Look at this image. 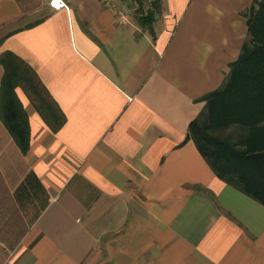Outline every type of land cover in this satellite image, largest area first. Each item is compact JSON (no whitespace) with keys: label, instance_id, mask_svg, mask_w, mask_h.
<instances>
[{"label":"crops","instance_id":"0c3cea01","mask_svg":"<svg viewBox=\"0 0 264 264\" xmlns=\"http://www.w3.org/2000/svg\"><path fill=\"white\" fill-rule=\"evenodd\" d=\"M64 1L0 0V59L43 85L16 87L22 143L0 63V264H264V204L188 137L259 0H160L153 32L134 0Z\"/></svg>","mask_w":264,"mask_h":264},{"label":"trees","instance_id":"16d2710c","mask_svg":"<svg viewBox=\"0 0 264 264\" xmlns=\"http://www.w3.org/2000/svg\"><path fill=\"white\" fill-rule=\"evenodd\" d=\"M140 25L153 32L160 0H134ZM248 36L238 60L231 63L223 85L206 95L201 113L189 125L188 137L218 177L264 204V0L246 14ZM6 67L1 110L22 143L29 137V121L16 93L21 85L35 96L42 83L35 71L13 52L0 59Z\"/></svg>","mask_w":264,"mask_h":264},{"label":"built area","instance_id":"2783aa9c","mask_svg":"<svg viewBox=\"0 0 264 264\" xmlns=\"http://www.w3.org/2000/svg\"><path fill=\"white\" fill-rule=\"evenodd\" d=\"M50 4L52 5V7L56 8V9H60V8H66L68 9V5L64 0H50Z\"/></svg>","mask_w":264,"mask_h":264}]
</instances>
